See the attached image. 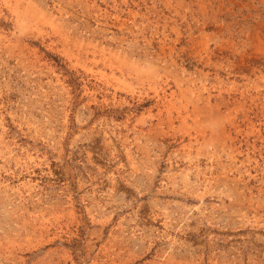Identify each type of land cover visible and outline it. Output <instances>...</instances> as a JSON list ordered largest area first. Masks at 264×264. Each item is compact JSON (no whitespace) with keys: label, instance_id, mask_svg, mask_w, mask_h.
Listing matches in <instances>:
<instances>
[{"label":"rangeland","instance_id":"1","mask_svg":"<svg viewBox=\"0 0 264 264\" xmlns=\"http://www.w3.org/2000/svg\"><path fill=\"white\" fill-rule=\"evenodd\" d=\"M0 264H264V0H0Z\"/></svg>","mask_w":264,"mask_h":264}]
</instances>
